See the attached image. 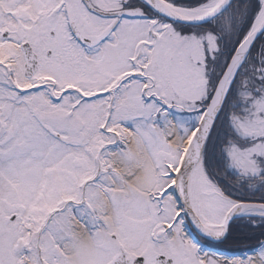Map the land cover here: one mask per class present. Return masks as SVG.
Instances as JSON below:
<instances>
[{
	"label": "snow or ice",
	"instance_id": "6c2138e0",
	"mask_svg": "<svg viewBox=\"0 0 264 264\" xmlns=\"http://www.w3.org/2000/svg\"><path fill=\"white\" fill-rule=\"evenodd\" d=\"M0 264H264V0H0Z\"/></svg>",
	"mask_w": 264,
	"mask_h": 264
}]
</instances>
